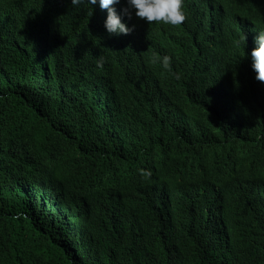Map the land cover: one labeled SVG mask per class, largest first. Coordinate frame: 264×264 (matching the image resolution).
I'll list each match as a JSON object with an SVG mask.
<instances>
[{
    "label": "trees",
    "instance_id": "1",
    "mask_svg": "<svg viewBox=\"0 0 264 264\" xmlns=\"http://www.w3.org/2000/svg\"><path fill=\"white\" fill-rule=\"evenodd\" d=\"M4 7L0 264H264V213L245 223L234 201L264 181V146H247L264 140V102L244 68L176 43L170 25L114 40L81 12H50L37 43L25 0ZM217 182L232 195L226 229L182 211L195 185L211 208Z\"/></svg>",
    "mask_w": 264,
    "mask_h": 264
},
{
    "label": "clouds",
    "instance_id": "2",
    "mask_svg": "<svg viewBox=\"0 0 264 264\" xmlns=\"http://www.w3.org/2000/svg\"><path fill=\"white\" fill-rule=\"evenodd\" d=\"M190 5L187 0H25L27 11L21 16L23 32L26 37L39 43L50 29V12H81L92 18L94 25L108 37L114 40L128 38L138 39L146 34L132 32V15L135 20L152 27L172 26L176 33L178 43L181 39H189L197 44L207 43L214 54L224 60L230 66V55L237 57V67L243 68V54L247 53L248 78L261 87L264 83V15L260 13L264 0H198ZM219 11V12H218ZM6 16V8H0V21ZM228 16V24L225 17ZM219 18V35L223 42L217 48L215 41L216 23ZM125 20L129 26L123 23ZM248 22V25H245ZM190 31L185 32V28ZM169 28V27H167ZM247 28V29H246ZM200 29V32H199ZM129 34V35H127ZM160 40V39H158ZM175 42L158 41L156 45H148L149 48H168ZM224 45V48L222 46ZM102 59L97 66L102 67ZM165 70L170 68V58L164 56L161 59ZM255 72V79H253ZM178 78V77H177ZM261 82V83H260ZM263 103L264 98L260 96ZM207 124L198 130L190 132L186 137L195 142H200ZM250 148L264 146L263 139H257L247 144ZM214 190L212 207H203L194 203L192 196L197 185L186 193L182 211L187 219L199 223H220L227 228V222L223 217L225 207L232 200L231 193L224 186L217 183H209ZM240 211L249 222L257 210L264 213V181L256 186L246 189L234 198Z\"/></svg>",
    "mask_w": 264,
    "mask_h": 264
},
{
    "label": "bare ground",
    "instance_id": "3",
    "mask_svg": "<svg viewBox=\"0 0 264 264\" xmlns=\"http://www.w3.org/2000/svg\"><path fill=\"white\" fill-rule=\"evenodd\" d=\"M187 2H188L190 5H194V4L198 3L199 1H198V0H187ZM218 12H219V11H218ZM135 18H136V17H135L134 15H132V25H131V28H132V32H133V33H135V34L139 33V34H140V33H143V32H145V31H147V32L150 31V29L148 28V26H146V25H144L143 23H141V22L135 20ZM225 20L227 21V24H228V22H229V20H228V16L225 17ZM123 23H125L126 26H129V24L126 23L125 20H124ZM218 25H219V18H217L216 31H215V33H216L215 41H216V43H217V48H219V47H220L219 45L223 42V38L219 35L220 30H219V26H218ZM245 25H248V22H245ZM246 29H247V28H246ZM152 30L156 32V35H157V36H159V35H163V34H164L163 31H162V29H161L160 27H158V31H156L154 28H152ZM184 31H185V32L190 31V27L185 28ZM199 32H200V29H199ZM127 35H129V34H127ZM222 48H224V45L222 46ZM159 49H162V47H159ZM229 58H230V59H229V60H230V67H231L232 69L237 68V63H236V61H237V57H236V55L231 54ZM246 62H247V53L244 52V54H243V68H244V70L247 69V63H246ZM253 79H254L255 82L257 81V80L255 79V72H254ZM260 83H261V82H260ZM192 85H194V83H191V86H192ZM261 91H262L261 96L264 98V83H261ZM227 103L229 104L228 101H227Z\"/></svg>",
    "mask_w": 264,
    "mask_h": 264
}]
</instances>
